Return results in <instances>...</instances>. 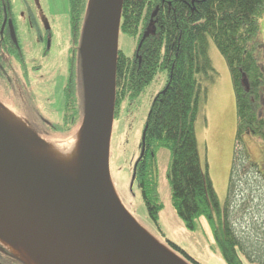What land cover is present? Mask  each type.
<instances>
[{"label": "trees", "instance_id": "16d2710c", "mask_svg": "<svg viewBox=\"0 0 264 264\" xmlns=\"http://www.w3.org/2000/svg\"><path fill=\"white\" fill-rule=\"evenodd\" d=\"M70 2L75 45L69 55L65 110L76 105L78 115L76 91L80 87L79 69L83 70L81 49L88 0ZM263 16L264 0H123L121 33L139 43L135 58L119 51L115 113L127 96L132 99L144 92L159 71L168 72L165 89L153 102L148 116L145 154L135 180L149 218L162 234L159 220L164 204L155 162L157 150L167 149L171 152L169 181L175 213L193 232L204 230V218L227 264H264V196L260 195L264 174L247 161L241 149L246 133L264 144V72L259 65L258 43L254 42ZM10 20L17 32L12 0H0V85L7 84L8 91L12 87L10 74H16L11 61L23 67L26 64L21 45L13 42L8 26L2 34L4 22ZM152 21L155 32L150 27ZM210 42L228 65L236 98V148L225 206L208 170L202 169L196 134L199 107L208 102L209 86L219 78L209 55ZM237 161L241 167L250 164L256 185L246 173L241 175V169L237 173ZM166 242L189 264H200L172 241ZM0 262L25 264L1 245Z\"/></svg>", "mask_w": 264, "mask_h": 264}, {"label": "rangeland", "instance_id": "374dc122", "mask_svg": "<svg viewBox=\"0 0 264 264\" xmlns=\"http://www.w3.org/2000/svg\"><path fill=\"white\" fill-rule=\"evenodd\" d=\"M94 1L88 0V15ZM12 3L17 23L16 40L21 45L26 64L23 67L20 62L11 61L16 74L15 77L10 74L12 87L9 91L7 84L0 85V112L5 111L22 123L34 141L65 148L69 139L78 135L79 130L83 131L85 121V91L81 69L78 75L80 87L76 91L79 114L77 115L76 105L73 104L65 110V88L68 87L70 74L69 55L75 45L71 26V2L12 0ZM254 42L258 43L259 65L264 72V16L260 20L259 34ZM138 43L134 37L120 33L118 50L129 58H135ZM209 55L219 78L209 86L208 102L199 107L196 134L202 169L204 172L208 170L221 205L225 206L236 148V98L228 65L213 42H210ZM167 80L168 72L159 71L144 92L132 99L127 96L118 111L111 115L108 122L111 188L128 219L171 260L189 264L168 248L167 240L179 246L200 264H227L219 248L215 247L211 229L204 218L201 219L204 230L193 232L185 227L175 213L169 181V150L158 149L155 162L161 201L164 204L159 220L162 234L149 218L138 182L134 181L133 184L148 116L153 102L165 89ZM43 122L48 125L44 126ZM37 130L43 134H39ZM250 134L246 133L242 137L241 149L247 161L257 165L264 174V144ZM246 163L241 167V163L237 161V173L241 169V175L246 173L247 179L256 185L257 179L249 171L250 164ZM260 193L264 196L263 189ZM254 203L252 205L255 207L258 201ZM0 245L6 249L1 243ZM246 263L251 264L248 261Z\"/></svg>", "mask_w": 264, "mask_h": 264}, {"label": "water", "instance_id": "95a60500", "mask_svg": "<svg viewBox=\"0 0 264 264\" xmlns=\"http://www.w3.org/2000/svg\"><path fill=\"white\" fill-rule=\"evenodd\" d=\"M113 1H94L81 49L83 58L87 28L98 20L99 34L93 43L89 74L82 59L85 91L82 128L88 136L86 202L68 198L46 185L0 141V233L13 236L45 264H178L136 228L115 203L111 189L108 122L115 105L123 8V0L119 7ZM153 24L152 21L150 27L155 32ZM11 29L16 43L12 25ZM147 129L148 124L143 132L139 161L145 154ZM137 166L138 163L133 184Z\"/></svg>", "mask_w": 264, "mask_h": 264}, {"label": "bare ground", "instance_id": "6f19581e", "mask_svg": "<svg viewBox=\"0 0 264 264\" xmlns=\"http://www.w3.org/2000/svg\"><path fill=\"white\" fill-rule=\"evenodd\" d=\"M113 2L119 7L121 0ZM98 28V20L87 28L83 58L88 74L90 58L93 56V43L95 36L99 34ZM79 131L78 135L69 139L65 148L47 145L34 141L22 123L12 115L6 114L5 111L0 112V141L11 154L40 177L46 185L61 191L68 198L84 203L87 186L88 136L86 132ZM115 203L121 207L118 197H115ZM0 243L25 264H45L24 244L5 232L0 233Z\"/></svg>", "mask_w": 264, "mask_h": 264}, {"label": "flooded vegetation", "instance_id": "af4514ba", "mask_svg": "<svg viewBox=\"0 0 264 264\" xmlns=\"http://www.w3.org/2000/svg\"><path fill=\"white\" fill-rule=\"evenodd\" d=\"M11 25H12V27H13V29H14V31H15V28H14V24H13V21H6V22H4V24H3V26H2V34H3V32L5 31V29L7 28V26H8V28H9V30H10V32H11V34H12V29H11ZM16 32V31H15ZM13 35V34H12ZM12 40H13V36H12ZM13 42L15 43V41L13 40ZM17 46H18V42L17 43H15ZM38 131V130H37ZM46 131V130H45ZM40 134H43L42 132H40V131H38Z\"/></svg>", "mask_w": 264, "mask_h": 264}, {"label": "crops", "instance_id": "0c3cea01", "mask_svg": "<svg viewBox=\"0 0 264 264\" xmlns=\"http://www.w3.org/2000/svg\"><path fill=\"white\" fill-rule=\"evenodd\" d=\"M249 136H250V135H249ZM251 136H252V135H251ZM251 136H250V137H251Z\"/></svg>", "mask_w": 264, "mask_h": 264}]
</instances>
